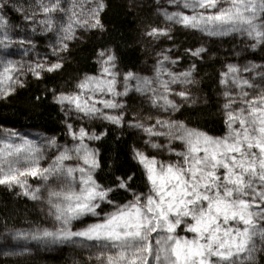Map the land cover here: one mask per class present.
<instances>
[{
    "label": "snow or ice",
    "instance_id": "snow-or-ice-1",
    "mask_svg": "<svg viewBox=\"0 0 264 264\" xmlns=\"http://www.w3.org/2000/svg\"><path fill=\"white\" fill-rule=\"evenodd\" d=\"M169 3L176 10L158 8L163 26L149 25L144 33L154 43L172 40L179 26L213 37L239 34L251 41L253 51L264 47V0ZM10 5L26 21L20 30L7 18ZM106 7L105 0H33L28 7L0 0V99L24 87L29 75L42 80L46 73L61 72L70 45L82 38V31L106 30L101 19ZM38 34L50 37L49 55L40 56L34 39ZM207 51L203 46L185 49L193 62L176 71L183 57L174 56L172 48L162 49L149 78L132 71L122 74L116 52L101 48L96 52L98 75L85 74L72 90H51L52 101L66 117L71 143L60 144L55 137L38 142L6 130L0 137V186L19 189L17 196L45 204L53 227L5 234L0 247L11 249L5 255L29 251L28 242L44 247L71 243L95 249L89 259L96 264H254L257 252L264 251V86L242 73H255L264 81V65L227 64L221 71L227 132L212 136L171 118L183 106L174 97L196 102L188 86L198 83L195 60ZM133 90L168 118L126 122L121 111L125 104L118 98ZM94 121L119 129L127 123L147 137L143 142L149 148H166L175 159H159L133 147L132 158L143 169L147 191H135L133 177L115 171L112 183H101L99 150L90 142L109 132L90 129ZM30 179L40 183L33 185ZM121 192L131 193V198L121 203Z\"/></svg>",
    "mask_w": 264,
    "mask_h": 264
},
{
    "label": "trees",
    "instance_id": "trees-1",
    "mask_svg": "<svg viewBox=\"0 0 264 264\" xmlns=\"http://www.w3.org/2000/svg\"><path fill=\"white\" fill-rule=\"evenodd\" d=\"M150 2L151 0H146V3L105 0L107 7L101 19L106 30L82 31V38L70 45V52L66 54L68 59L61 72L46 73L42 80H36L29 75L24 87L17 88L7 99H0V129L36 130L47 138L55 137L60 144L66 143V117L52 101L51 90H72L75 82L85 74L98 75L100 66L96 63V52L101 48H111L116 52L118 69L122 74L128 71L138 73L143 64L149 61V50L153 44L144 33L149 25L159 26L149 7ZM16 3L28 7L33 0H16ZM5 11L17 30L26 24L21 14L11 5ZM172 35L173 39L165 41V44L174 49V56L183 57L180 61L183 66L193 62L194 58L186 54L185 49H195L205 39L196 31L184 28L174 29ZM46 37L48 36L39 34L34 37L38 49L43 47ZM238 45L233 40L208 43V57L195 60L199 73L198 83L194 87L196 102L193 106H182L174 119L184 121L188 126L209 135L224 136L226 125L222 109L224 98L219 82L220 73L228 63L231 52ZM247 59L254 64L264 65V47L257 48ZM37 96L41 99L37 100ZM128 100H125L123 111L125 120L135 117L144 122H155L154 118L148 119L151 116L149 112ZM90 129L97 133L109 132L102 140L92 141L94 147L99 150L102 162V170L97 172L99 181L106 185L112 183L115 171V175L132 176V188L146 192L143 169L132 158L136 138L127 130L118 129L103 121L91 124ZM17 192V189L9 191L0 186V238L16 230L50 226L35 204L24 196H17ZM126 198L130 199L131 193L117 194L121 203L126 202ZM92 219L87 222H92ZM77 226L83 225L78 223ZM0 264H96V261L89 259L81 248L66 245L58 248L56 252L0 256ZM254 264H264V251L257 252Z\"/></svg>",
    "mask_w": 264,
    "mask_h": 264
},
{
    "label": "rangeland",
    "instance_id": "rangeland-1",
    "mask_svg": "<svg viewBox=\"0 0 264 264\" xmlns=\"http://www.w3.org/2000/svg\"><path fill=\"white\" fill-rule=\"evenodd\" d=\"M129 2L130 3H146V0H129ZM149 7L152 10L154 18L157 20L159 26H163L164 21H163L162 15L158 11V8L163 7V8L168 9L169 11L176 10L175 6L171 5L169 3V0H159V5H157L156 0H151V2L149 4ZM185 11H187V10H185ZM174 29H183V28L179 27V26H176ZM196 32L199 34L200 37L205 39V40H203V42L201 44L198 45V47L203 46V47H205L208 50L204 54V57H203L202 60H204L205 57H208V55L210 53V49H209V46H208L209 42L222 41V40H233V41L237 42L239 45L231 52L230 57H229V61H228L227 64H238L241 67H243L245 65L254 64L253 62H251L250 60L247 59V57L254 52L250 47H248V45L251 43V41H249L247 39V37H242L239 34H232V35H226V36H214L213 37V36H207V35H205V34H203L201 32H198V31H196ZM165 41L167 42L168 40L167 39H163L159 43H154L153 42V44H152V46H151V48L149 50V61L147 63L143 64V66L140 68L138 73H136L138 76L149 77V78L154 76V74H155L154 73V65L156 63L157 53L160 50H162V49L170 48V47H168L165 44ZM49 43H50V37H46L45 38V42L43 44V47L39 48V49L37 48L38 51L40 52V56L41 57L50 54V48L48 47ZM15 51H16V56L14 58L19 59L20 58L19 50H15ZM173 55H174V53H173ZM25 59H27V57H25ZM190 64L183 66L181 63H179L178 65H176L174 70L183 71V70L187 69ZM257 65H259V64H257ZM225 66L223 67V70H225ZM195 75H196V79H198L199 73L196 72ZM242 75L245 78H248V79H254L255 78V82L258 85L264 86V81H261L258 77H256L255 73H242ZM121 79H122V77H121ZM195 85H189L188 86V88L191 91V99L192 100H195V95H194V87H195ZM221 88H222V91H224L223 86H221ZM119 90L123 91L122 84L119 86ZM233 90L236 91V89H233ZM249 91H251V90H249ZM125 98L129 99L128 102H132V103L138 105V107L142 108L143 110H146L147 112H149L150 115L153 116V118H155L156 115H160L162 118H168V114L162 113V112H158L157 109L151 108L149 103H148V101L146 100V98L144 96H142L140 93L135 92L134 90L130 91L128 96H122V97L118 98L126 106V103H125L126 99ZM174 99H176L177 103H181L183 106L184 105L193 106L195 104V103L193 104V103H190V102L189 103H184L183 101H181L179 99V97H174ZM127 105H128V103H127ZM121 111H125V108L122 109ZM176 113L172 114V116H171L172 119H174ZM133 118L134 117H130L129 119L132 120ZM130 120H125V121L127 122V121H130ZM95 122H97V121L90 122L88 124V127L90 128V125L95 123ZM103 122H106V121H103ZM75 123L77 125H79V124H82L84 122L83 121H76ZM145 123H148V122H145ZM123 129L127 130L130 134H132L136 138V148H140V149L146 151L149 155H156L159 159H163V160L175 159L174 156H170L169 155V153L167 152L166 148H162L160 150H155V149L149 148L146 144H144L143 141L145 139H147V137L141 131H139V130H137L135 128L128 127L127 123L125 124V127ZM6 130H9V129H4V128L0 129V137H3L5 135ZM10 130H13V131L18 132L20 134H23V135L27 136L29 139H34V140H37L38 142L41 141L42 138L43 139H47V137H45L41 132L36 131V130L16 129V128H10ZM226 132H227V127H226V130H225V134H226ZM154 139L157 142H159V143H163L165 145L167 144V141L164 140V138H162V137H157V138H154ZM66 143H71V139L68 136H67ZM90 144H91L92 147H94V144H93L92 141L90 142ZM177 146H178V144H173V147H177ZM48 155H51V152H49ZM44 163L46 165L48 163V161H45ZM29 183L35 185V184L40 183V182L37 181V180H31L30 179ZM17 190H18V192L20 191L19 189H17ZM32 203L35 204L37 210L42 214V216L46 219V221H48V223L50 224L49 228H52L53 227V221H52V219L50 217H48L46 215L47 206L45 204H42L41 202H38V201H32ZM178 232H179L180 235H187L189 238H191V235H192L191 233H185V232H183V231H181L179 229H178ZM4 235L1 236V238H0V245H2ZM66 245L81 248L82 250H84V252H85V254H86V256L88 258L90 256V254L95 252V249H88V248H85V247H82V246H79V245H73L71 243H66V244H63V245L44 247L42 245L36 244L35 242H28L26 244V247H27V249H29V251H25L23 254H20V255H26V254L28 255V254L33 253V252L34 253L35 252H56L58 250V248H60L62 246H66ZM15 250L17 252H19L20 248L18 247ZM5 251H11V249H4V248L0 247V256H12V255H5L4 254Z\"/></svg>",
    "mask_w": 264,
    "mask_h": 264
},
{
    "label": "bare ground",
    "instance_id": "bare-ground-1",
    "mask_svg": "<svg viewBox=\"0 0 264 264\" xmlns=\"http://www.w3.org/2000/svg\"><path fill=\"white\" fill-rule=\"evenodd\" d=\"M173 53H174V51H173Z\"/></svg>",
    "mask_w": 264,
    "mask_h": 264
}]
</instances>
